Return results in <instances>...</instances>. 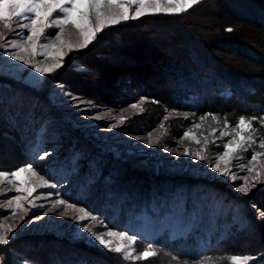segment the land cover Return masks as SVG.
<instances>
[{"label": "rangeland", "instance_id": "1", "mask_svg": "<svg viewBox=\"0 0 264 264\" xmlns=\"http://www.w3.org/2000/svg\"><path fill=\"white\" fill-rule=\"evenodd\" d=\"M179 15H146L112 26L118 27L117 31L107 28L86 48L68 52L61 62V69L44 76L29 65L4 56L0 50V171L11 173L31 163L36 172V175L27 174L28 186L36 189L31 195L16 192L20 185L8 179L0 183V232L10 229L9 243L0 244V262L56 264V254L77 249L98 255L112 253L127 264H222L217 261L223 258L221 252L210 260L190 263L152 246L150 250L157 255L148 259L124 260L121 254L109 252L99 245L83 228L96 230L104 239L113 240L115 245L117 241L107 235L108 230H124L111 226L107 212L116 208L115 198H125V193L130 195V198L126 196L130 203H125L130 217L126 231L130 235L152 237L154 232L158 233L165 227L172 233L178 232L182 217L188 210L193 211L191 215H204L214 222L220 220L224 226L231 223L234 228H245L250 220H261L264 185L257 184L248 195L237 189L244 182V177L251 182L256 174L247 169L255 168L264 173V147L259 146V142L264 140V125L253 121L252 129L243 135L251 136L255 143H246L247 151L242 148L233 153L227 165L220 162L222 168L227 167L235 175V181L219 175L212 166L217 163V154L225 151L222 145L229 141L234 143L239 138V117H264V110L255 115L236 110H217L213 115H207L177 109L140 93L136 95L135 83L126 76L128 73H136L139 77L143 74L152 85L159 83L153 70L156 66L153 54L157 45L163 44L167 52L173 49L181 53L180 48L178 50L168 43L182 35L190 38L183 27L174 22L167 26V21H164L167 26L164 28L159 17ZM191 18L195 19V16ZM21 22L14 19L12 27H5L4 22H0V33L18 43H25V33L17 28ZM218 24L215 18L208 17L211 34L196 29L199 34L214 38L219 35L215 27ZM14 29L20 31L19 36L14 35ZM56 33L57 29L45 30L37 41V55L22 53L9 45H6L7 50L24 55L35 65L47 67L57 62L56 49L47 50L40 45L49 40L58 44ZM61 37L73 44L82 39L71 24L65 25ZM46 51L49 54L45 57L43 53ZM110 67L121 68L119 73L123 77L120 81L113 76L111 69L107 70ZM169 69L164 70L169 72L168 80L170 72H173ZM60 84L84 103L77 107L76 102L61 93ZM25 87L32 93L25 91ZM221 93L230 95L231 91L226 89ZM40 97L44 98L40 100L42 105H37ZM195 99L196 96L190 93L188 100L184 101L194 103ZM20 100H24L21 106L26 112L17 115L13 108ZM97 116L103 118L97 119ZM121 118L126 119L121 123ZM35 123L36 135L27 151L23 140ZM111 124H117V127L110 129ZM15 127L21 131L14 133ZM186 131L189 136L184 135ZM165 148L169 151H164ZM185 150L192 154L184 155ZM44 152L51 155L39 159L38 156ZM196 152L205 155L206 160L196 159ZM252 152L262 155L252 161ZM23 156L30 158L23 161ZM46 182L56 186H47ZM13 195L21 196L18 209L14 200L11 207L7 203ZM60 199L76 204V208L57 203ZM81 208L99 219L79 221L76 217L85 214L79 211ZM61 212L64 215H60ZM101 221L104 227H101ZM254 231H248L254 238L250 237L248 241L242 236L241 241L244 239V242L251 243L250 246L256 244L261 248L262 243ZM122 242L131 243L127 239ZM149 245L137 240L133 256H140ZM232 255L246 253L226 255L223 259L227 262L225 264H232L226 259Z\"/></svg>", "mask_w": 264, "mask_h": 264}, {"label": "trees", "instance_id": "2", "mask_svg": "<svg viewBox=\"0 0 264 264\" xmlns=\"http://www.w3.org/2000/svg\"><path fill=\"white\" fill-rule=\"evenodd\" d=\"M193 15L195 19L191 18ZM208 17L215 18L219 23L215 26L219 35L216 34L214 38L199 34L196 29L206 30L211 34V29L207 25ZM159 18L164 28L172 22L182 26V30L186 31L190 38L187 39L182 35L168 43L170 46L174 45V48H180L181 53L173 49L167 52L163 44L157 45V51L153 54L156 66L152 69L155 70L159 81L158 86L152 85L143 74L141 77L136 73L126 75L129 76L130 82L135 83L136 95L140 93L177 109H187L199 114L214 113L217 110L220 112L236 110L239 113L254 115L263 112L264 0H205L179 16ZM154 19L157 17L154 16ZM164 21H167V26ZM181 21L188 25L184 26ZM227 28H232L233 31H226ZM108 29L117 31L119 28L110 27ZM109 69L111 67L107 68ZM120 69L116 67L110 70L118 81L123 77L119 73ZM168 69L173 70L170 72L169 80V72L164 71ZM226 89L231 91L230 95L220 94V91ZM25 91L32 93L27 88ZM190 93L196 96V102L184 101L188 100ZM41 99L44 98L40 97L37 105H42ZM22 101L24 102L20 100L13 108L17 115L26 112L21 106ZM57 114L60 115L58 111ZM7 118L9 119L8 116ZM36 127L37 124H33L23 140V144L26 143L23 147L27 151L30 143L33 142L32 138L36 135ZM17 130L21 131L20 128L15 127L14 133ZM29 158L30 156H23V161ZM148 178L155 180L154 177ZM119 193L123 194L121 191ZM124 195L125 198H115L116 208L107 212V220L112 227L126 231L130 217L127 214L128 207L125 203H130L126 199V196L130 198V195L126 193ZM190 208L193 207L190 205ZM192 212L188 210L182 217L178 232L172 233L170 228L165 227L158 233L154 232L152 237L137 235V240L165 250L176 259L190 263L210 260L219 252L223 254V258L217 261L222 264L227 263L223 259L229 254L246 253L256 256L264 253L263 217L259 222H251L249 219L245 228L243 226L234 228L231 223L224 226L220 220L210 221L212 218H205L204 215H191ZM255 227L257 229L254 231ZM249 230L254 231L259 237L263 247L258 248L256 244L250 246L251 243L244 242L245 238L248 241L250 237L254 238L248 233ZM242 236H244L243 241H241ZM117 257L108 252L98 255L88 250L76 249L56 254L55 261L56 264H127ZM0 264H3L2 261ZM249 264H264V256Z\"/></svg>", "mask_w": 264, "mask_h": 264}, {"label": "snow or ice", "instance_id": "3", "mask_svg": "<svg viewBox=\"0 0 264 264\" xmlns=\"http://www.w3.org/2000/svg\"><path fill=\"white\" fill-rule=\"evenodd\" d=\"M201 2L202 0H0V22H4L5 27H12V21L18 19L22 22L17 25V28L25 33V43H18L17 40L9 39L0 33V41H4L3 43H0V50H2L4 56L10 57L15 61H20L25 65H29L36 73L41 74V76L49 75L63 67L61 62L64 60V57L68 52L86 48L97 39L98 34L102 33L107 28L129 20L139 19L146 15H179ZM168 5L174 6L169 7ZM68 24L73 25L78 30L82 38L79 43L73 44L71 41H66L61 37L65 25ZM46 29H57L55 39L58 40L59 43L55 44L49 40L47 43L40 45V47L47 50L56 49V63L47 67H41L33 64L32 61L26 59L24 55L7 50L6 45H9L13 48H18L22 53L30 52L33 56L37 55V41L40 36L45 34ZM13 31L14 35H20V31H16V29ZM226 31L231 32L233 29L227 28ZM48 54L49 52L47 51L43 53L45 57ZM58 88L63 95L76 102L77 107L84 103L83 100H78L77 97L67 92L63 84L58 85ZM136 106L137 105H132V107ZM207 115L213 114L208 113ZM96 118L100 119L103 117L97 116ZM185 118H187V114H185ZM125 119L126 118H121L120 122H124ZM201 119H203V117ZM253 121H258L261 125H264V117L253 116L251 119H246L244 116L239 117L237 128L240 129L241 134L234 143L229 141L222 145L225 151L222 154H217V163L212 166L216 173L228 177L233 181L236 180L235 175L230 173V169L227 167L222 168L220 162L222 161L227 165L233 153L242 148L247 151L248 149L244 147L245 144L255 143V140L251 136L246 137L243 135L244 132L252 129ZM109 127L110 129H115L117 124H111ZM213 131L216 130L214 129ZM222 134L227 135V133ZM184 135L189 136L190 133L186 131ZM156 143H158V141H156ZM197 143H199L198 140ZM259 146L264 147V140L259 142ZM164 151L167 152L169 149L165 148ZM183 154L191 155L192 153L185 150ZM50 155V153L44 152L43 155L38 156V158L44 159ZM261 155L262 153L252 152L251 160L256 161ZM195 158L201 161L206 160L205 155L201 154V152H196ZM247 170L249 172H255L256 174L252 177L251 182H249L248 177H244V182L237 189L238 192H241L244 195H248L257 184L264 185V179H261V176L264 175V173L257 171L255 168H249ZM28 173L36 175L33 164L31 163L24 167H20L11 173L0 171V183L4 182L5 179H8L10 182L18 183L20 185V187L15 189L16 192H27L28 195H31L36 189L28 186ZM46 185L51 187L56 186L50 182H46ZM13 200L16 202V208H20L21 196L13 195L11 199L7 201L9 207H11ZM57 203L76 208V204H69L68 201L63 199L58 200ZM79 211L85 213L84 215L76 217L79 221L99 219L84 208L79 209ZM14 212L15 209L13 210V213ZM47 214L48 213H45V215ZM60 215H64V212H61ZM260 216L264 217V213H260ZM37 219H39V217H37ZM101 227H104L102 221ZM8 231H10V229H5L4 232H0V244L9 243L10 237ZM83 231L87 232L96 242H98L99 245L103 246L109 252L121 254V258L124 260L148 259L157 255L154 250H150L152 249V245H149L148 249L144 250L140 256L134 257V244L137 241L138 236L130 235L128 231L114 232L111 229L108 230L107 235L114 237L117 241L115 245L113 244V240L104 239L103 235L98 234L97 231L92 228L85 227L83 228ZM13 235H15V233H13ZM125 239L131 243H123L122 241ZM261 256H264V253L257 254L256 256L251 254L232 255L226 259H229L232 264H249V262H255Z\"/></svg>", "mask_w": 264, "mask_h": 264}]
</instances>
